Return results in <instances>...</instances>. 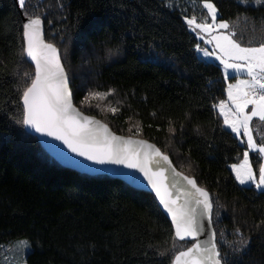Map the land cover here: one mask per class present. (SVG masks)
Listing matches in <instances>:
<instances>
[{
  "label": "trees",
  "instance_id": "16d2710c",
  "mask_svg": "<svg viewBox=\"0 0 264 264\" xmlns=\"http://www.w3.org/2000/svg\"><path fill=\"white\" fill-rule=\"evenodd\" d=\"M17 1L0 0V244L27 239V264H173L193 240L177 239L172 250L174 226L155 194L63 165L15 122L17 86L24 71L34 72L21 56L24 9ZM214 2L241 46L264 43V3ZM25 7L44 18L46 40L59 47L75 105L118 134L154 142L210 193L215 243L228 264H264V192L239 185L229 167L248 146L218 111L227 100L223 67L199 56L203 40L185 19L206 15L202 5L26 0ZM252 130L264 142V121L254 118ZM250 157L258 173L257 151ZM242 239L247 247L234 251Z\"/></svg>",
  "mask_w": 264,
  "mask_h": 264
},
{
  "label": "snow or ice",
  "instance_id": "6c2138e0",
  "mask_svg": "<svg viewBox=\"0 0 264 264\" xmlns=\"http://www.w3.org/2000/svg\"><path fill=\"white\" fill-rule=\"evenodd\" d=\"M240 2L247 5L250 0H240ZM203 3L210 13L212 24L206 21L197 23L195 17L191 19L185 17L189 25H194L193 30L202 29L208 32L213 25L220 29H228L229 23L226 20L221 19L219 24H216L218 14L216 5L211 0H203ZM255 3L259 5L264 3V0H255ZM18 4L24 9L23 15L27 17V22L22 25L25 47L21 50V56L26 54L30 57L35 63V69L34 72L24 71L21 77L22 83L17 86L22 107L19 118L14 117L15 122L35 132L63 140L72 152L90 161L99 164H127L129 168H138L142 171L156 190L164 208L171 214L174 225L172 250L177 249L175 242L177 239L183 241L185 238H192L193 240L191 247L178 251L173 258V264H228L226 253H222L214 242L215 230L209 229L211 235L207 240L201 242L198 239L205 228V223L210 225L213 219L215 201L209 192L198 187L194 178L175 173L190 187L183 192L178 190L176 197L173 198L164 185L166 165L171 166L167 155L146 141L125 140L113 135L107 125L83 115L74 107L73 94L68 86L69 77L61 63L60 50L54 44L46 43L43 38L44 18L36 13L29 15L25 7L26 0H18ZM233 35L235 33L217 35L213 38L216 47L228 58L222 59L225 74L228 75V69L236 72L246 71L250 79L240 80L236 85H228V97L236 109L235 113H231V118L230 113L225 111L223 101L218 107L224 115L225 123L238 134L243 129L247 135V145L257 151L258 178L257 172L249 162L248 153L245 152L243 163L231 166L236 173V179L240 184L252 183L256 189L264 192V163H259L260 154L264 153V142L257 145L249 127L253 117H259L260 121H264V43L259 47H243L232 38ZM212 42V39L208 40L209 44ZM197 47L199 48V45ZM202 51L205 56L212 55L206 49ZM108 52L109 55L113 54L112 49ZM229 60L234 62L229 63ZM114 91L113 89L109 93L90 92L89 96L103 97ZM87 100L88 97H85L82 103H86ZM248 105H253L250 113L245 111ZM111 111L115 113L116 109L113 108ZM169 132H175V129L169 128ZM261 139L264 141V137ZM133 145L137 146L139 151ZM153 166L156 168L155 171L152 170ZM181 196L184 197L183 202H180ZM237 233H239L238 229ZM20 243L27 246V242ZM247 243L246 239L240 240V246L234 251H242L247 247ZM164 254L160 253V255Z\"/></svg>",
  "mask_w": 264,
  "mask_h": 264
},
{
  "label": "water",
  "instance_id": "95a60500",
  "mask_svg": "<svg viewBox=\"0 0 264 264\" xmlns=\"http://www.w3.org/2000/svg\"><path fill=\"white\" fill-rule=\"evenodd\" d=\"M17 3H18V1H17ZM26 22H27V17L23 16V23H26ZM43 38H44L46 43H51V42L47 41L45 38V26H43ZM56 47L59 49L58 46H56ZM25 56H26V59L30 62L31 65H33V67L35 69L34 61H32L30 57H27L26 54H25ZM60 56H61V52H60ZM61 63L64 65L62 57H61ZM64 68H65V66H64ZM65 71H66V68H65ZM68 86L71 90L70 79L68 82ZM72 103H73L74 107H76L77 109H79L83 113V115L88 116L92 119H95L103 125H107L108 129L110 130V132L113 135H115L117 137H122L125 140L131 139L134 141L135 140L146 141L148 144L155 145V147L158 148L161 153H163L164 155H167L166 153H164L159 148V146L157 144H155L154 142H152L146 138L137 137V136H126V135H122V134H118V133L114 132L112 130V128L107 123L102 121L100 118L83 112L77 105H75L73 95H72ZM25 130L29 134H32L33 136L37 137L38 140L40 141L42 147L48 152V154H50L52 157H54L56 160H58L59 162H61L65 166H68V167H71V168H74V169H77V170H80V171H83V172H86L89 174L106 173V174L114 176V177H116L122 181H125V182L131 184L132 186H134L136 188L152 192L153 194L156 195L162 209L164 210V212L167 214V216L171 220V214L168 213L167 210L164 208L162 202L160 201V197L156 193V190L151 186V183L149 182L148 178L144 175V173L142 171H140L138 168H129L127 166V164H114V163L99 164V163H96L94 161H90L86 157L79 156L77 153L72 152L71 149L68 148L67 144H65L63 140L57 139L55 136H48L44 133H38V132H35V130L27 128V127H25ZM133 147H136L137 150L139 151V148L137 146L133 145ZM167 156H168L169 160L171 161V166L166 165V171L164 173V176L166 177V179L164 181V185L167 187V190L172 195V197L175 198L178 190H179V192H183L186 189H188L190 186H188L186 181L182 180V178L180 176L175 175V173H182V172L177 169V167L174 165L170 156L169 155H167ZM173 169L175 171H173ZM152 170L153 171L156 170L155 166H153ZM182 174L184 176H188L184 173H182ZM189 178H194V177H189ZM197 186L201 187L198 183H197ZM183 199H184V197L181 196L180 202H183ZM197 211H199V209ZM209 229L214 230L213 225H212V223L209 225L206 222L204 230L201 232V235L198 237V239L201 242L207 240L209 238V236L211 235V231ZM215 239H216V237H215ZM215 239H214V242H215ZM185 240H192V238H185ZM186 249H184V250H186ZM184 250H181V251H184Z\"/></svg>",
  "mask_w": 264,
  "mask_h": 264
},
{
  "label": "rangeland",
  "instance_id": "374dc122",
  "mask_svg": "<svg viewBox=\"0 0 264 264\" xmlns=\"http://www.w3.org/2000/svg\"><path fill=\"white\" fill-rule=\"evenodd\" d=\"M192 1H198V3H200L202 5V7L205 9V11L207 12L206 15H195L190 17L189 19L195 17L197 23H202V22H207L208 24H212V20H211V16L210 13L208 12L207 8L204 7V3L203 0H192ZM238 2H240V0H237ZM211 2H214V0H211ZM241 3V2H240ZM216 5V4H215ZM249 5H258L255 3V0H250ZM217 8V17L220 14L218 7ZM221 20H219L218 18H216V24H219ZM187 22V21H186ZM189 29L191 32H193L194 34H196L199 38H201L203 40V44H199V48L197 47L199 56L203 59H205L206 61H210V62H218L224 70V74H225V69H224V64L222 62V59H228L226 56H224V54L220 51V49H218L216 47V42L213 39L215 36L217 35H228L231 33H234L233 29L231 27H229L228 29H220L215 27V25H213V27L208 31L205 32L202 29H195V31L193 30L194 25H189L187 23ZM232 38L234 39V37L232 36ZM212 39L213 42L211 44L208 43V40ZM235 40V39H234ZM202 49H206L209 53H212V55L210 56H205L204 52L202 51ZM234 61L229 60V63H232ZM228 75L226 76V79L228 81V85H236L240 80H248L250 79V77L247 75L246 71H241V72H236L233 69H228L227 70ZM225 104V111H228L230 113V118H231V113H235L236 109H235V105L232 103V101L229 99L228 97V92H227V100L224 102ZM253 105H248V107L246 108V112H251ZM219 114L220 116L223 118L224 121V125L227 129L231 130L239 139L242 143H246L247 144V135L244 133L243 129H241L240 133H236L234 132L231 127L225 123L224 120V115L223 113H221L219 107ZM254 118H258L259 117H253ZM253 119L249 124V127L252 130V123H253ZM252 135H253V130H252ZM253 139L254 135H253ZM257 143V142H256ZM257 145H259L257 143ZM248 146V145H247ZM256 152V150L250 149L248 146V150L246 151L248 153V159L249 162L253 168L254 171H256V169L254 168V165L252 164L251 161V157H250V152ZM262 157H263V163H264V153H261ZM244 161V156L242 157L241 160H239L238 162L232 163L229 165L235 179H236V173L235 171L232 169V165L234 164H242ZM257 178H258V173H257ZM237 183L241 186H245V187H255L254 184L252 183H247V184H240L239 181L236 179ZM27 242V246H25L24 244L20 243V242ZM31 250V245L30 242L27 239H21V240H17L15 242H11V243H3L0 244V262L3 261L5 264H27V254L28 252Z\"/></svg>",
  "mask_w": 264,
  "mask_h": 264
},
{
  "label": "crops",
  "instance_id": "0c3cea01",
  "mask_svg": "<svg viewBox=\"0 0 264 264\" xmlns=\"http://www.w3.org/2000/svg\"><path fill=\"white\" fill-rule=\"evenodd\" d=\"M219 111V110H218Z\"/></svg>",
  "mask_w": 264,
  "mask_h": 264
}]
</instances>
